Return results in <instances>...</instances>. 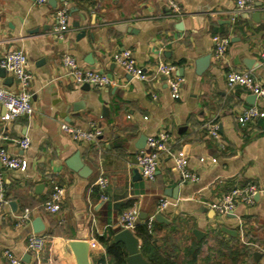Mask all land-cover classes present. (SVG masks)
<instances>
[{"label": "crops", "instance_id": "0c3cea01", "mask_svg": "<svg viewBox=\"0 0 264 264\" xmlns=\"http://www.w3.org/2000/svg\"><path fill=\"white\" fill-rule=\"evenodd\" d=\"M176 1L177 17L167 0H49L43 5L0 0V59L10 51L26 54L34 108L32 116L6 122L0 103V146L28 162L25 172L0 166L10 202L0 210V264H7L3 252L8 249L21 264H78L73 241L90 244V264L110 260L99 238L113 240L119 216L137 203L147 219L154 216L161 198L172 204L162 214L169 223L154 225L160 255L175 264H264V118L240 124L254 94L229 90L226 81L230 71H250L264 86V0L249 13L237 11V0ZM65 7L70 29L60 35L57 16ZM122 24L128 25L126 31L117 28ZM216 37L228 41L221 61L214 55ZM124 50L150 73L161 62L176 66L181 98H172L164 77L131 78L114 61ZM65 54L115 84L88 91L76 86L62 64ZM208 55L210 67L197 75V62ZM245 58L254 61V69L246 68ZM0 88L21 90L8 72L0 76ZM255 105L264 111V99L257 98ZM209 123L219 125L221 143L210 136ZM62 124L85 130L97 126L102 135L93 143L76 142ZM162 133L170 136L174 150L186 153L198 182L182 183L168 157L160 161L154 180L141 173L135 177L141 138ZM23 137L31 142L27 150L15 143ZM77 154L86 168L81 172L71 168ZM102 174L109 181L107 201L94 186ZM54 183L65 189L58 214L43 209ZM249 183L262 192L254 205L239 204L232 217L212 208ZM25 209L33 212L22 224L17 216ZM37 218L48 239L40 256L28 250ZM195 230L204 235L198 239ZM94 239L96 248L91 247ZM140 245L142 250L141 240Z\"/></svg>", "mask_w": 264, "mask_h": 264}, {"label": "built area", "instance_id": "2783aa9c", "mask_svg": "<svg viewBox=\"0 0 264 264\" xmlns=\"http://www.w3.org/2000/svg\"><path fill=\"white\" fill-rule=\"evenodd\" d=\"M49 0H36L37 4H47ZM258 0H237L236 8L239 13H249L255 9ZM171 9L172 16L177 17L181 14V9L176 0H167ZM58 26L57 33L60 35L69 31V10L68 7L61 9L57 16ZM215 59L221 61L226 54L228 41L223 38L216 37ZM260 58L264 62V50L260 53ZM114 61L118 64L131 78L142 81L151 82L160 77H164L171 91L173 99L181 98L182 80L176 77V66L167 63H159L154 72H147L140 67L131 50H124L114 55ZM28 58L22 51H10L0 59V67L12 75L20 86L19 93L10 92L4 88H0V103L6 109L4 120L12 122L20 117H30L34 113L31 94L29 92L32 75L27 70ZM62 64L68 71V75L78 87L88 85L94 88H103L115 84L114 80L105 73L97 72L92 69L84 68L79 65L75 57L65 54L62 58ZM227 86L229 90L236 88H244L256 95L258 99H264V86L250 71H230L226 75ZM258 118H264V111L257 105L250 106L245 109L242 116L239 117V123L245 125ZM210 136L222 142L220 128L218 124H206ZM62 130L69 134L76 142L93 143L101 135L102 131L97 126L85 130L73 127L69 124H62ZM171 138L167 133L152 136L148 139L147 148L141 150L138 154V166L141 169V175L147 180H154L155 174L159 167L160 161L164 157L172 159L174 169L178 174L182 183H195L199 181L197 173L190 169L189 160L186 153L182 150H174L171 144ZM15 143L23 150L30 147V139L23 137L15 140ZM203 162L204 159H201ZM216 162V159L213 160ZM0 166L10 170H20L25 172L28 162L21 157L14 156L0 146ZM101 191L103 201L109 200L106 192L109 186L108 178L101 175L94 184ZM261 190L253 183H249L244 189H235L226 194L219 202L212 205V208L221 216H231L236 214L239 204L254 205L256 196L261 194ZM65 189L61 185L54 183L49 198L44 202L43 209L50 214H58L61 211ZM10 202L6 196V188L2 175L0 174V210L9 206ZM171 201L167 198L159 200L157 213L146 219L141 220V205L137 203L126 209L118 218L115 225L116 229L130 230L136 234L137 228L145 224L148 232L154 234L155 218L157 214L164 212L171 205ZM31 209H25L17 216L19 223L30 221L32 216ZM48 239L42 234H33L29 238L28 250L35 256H40L47 246ZM99 245L97 240L91 242V247L96 248ZM3 257L7 264H21V260L15 256L11 250H5ZM98 264H113L111 260L105 258Z\"/></svg>", "mask_w": 264, "mask_h": 264}, {"label": "water", "instance_id": "95a60500", "mask_svg": "<svg viewBox=\"0 0 264 264\" xmlns=\"http://www.w3.org/2000/svg\"><path fill=\"white\" fill-rule=\"evenodd\" d=\"M255 15L260 17L259 13H256ZM127 27H128L127 24H122V25L117 26V28H119L120 30H123V31H126ZM81 35L84 36L85 32H83ZM211 58H212V56L208 55L204 59H201L199 62H197V65H196V74L197 75H202L205 72V70L207 69V67H210ZM244 64H245L246 68H248L249 70L254 69V61L253 60H250L249 58H245ZM6 75H7V72L4 69H1L0 70V76L5 78ZM83 88H84V90H87V91L90 90V86H88V85H85ZM256 100H257V96L254 95L253 98L251 99V105H255ZM147 141H148V138L143 136L141 138L137 148L139 150H142L144 148V145H146ZM71 168H73V170H75L77 172H81V171L86 169L80 160L79 154L76 155L75 160H74V165L71 166ZM140 173H141L140 168L138 170H135L134 171L135 177L140 178ZM175 193H176V191H174V194L172 192V195H175V198H177ZM262 196L264 198V192L262 193ZM260 197H261V194H258L255 198L256 201H258L260 199ZM229 217H232V215ZM141 219L146 220L147 216L145 214L141 213ZM155 220L158 223H167V224L169 223V221L162 214H157ZM44 230L45 229H44L42 220L40 218H37L35 220V222L33 223L34 233L35 234H41L44 232ZM226 231L229 234L232 233L231 231H228V230H226ZM233 233H236V232H233ZM194 234L198 239H200V237L202 235H204V233L199 231V230H195ZM112 244L113 245L122 244L124 246L126 253L128 255L127 264H151L148 260L145 259L143 253L141 252L140 239L132 231L115 229V235L113 237ZM70 247H71L72 251L77 256L78 264H90V262H89L90 244L88 242L73 241L70 243ZM255 257L256 258L260 257V254L259 253L255 254Z\"/></svg>", "mask_w": 264, "mask_h": 264}, {"label": "trees", "instance_id": "16d2710c", "mask_svg": "<svg viewBox=\"0 0 264 264\" xmlns=\"http://www.w3.org/2000/svg\"><path fill=\"white\" fill-rule=\"evenodd\" d=\"M115 230L112 231L114 236ZM136 236L142 241L143 246L141 252L143 253L146 260L151 264H175L169 258L164 257L158 253L155 248V243L153 242V235L148 232L147 226L145 224L140 225L137 228ZM100 242L106 246L110 260L113 264H127V253L122 244L112 245L111 236L100 237ZM193 259L196 257V253H193Z\"/></svg>", "mask_w": 264, "mask_h": 264}]
</instances>
